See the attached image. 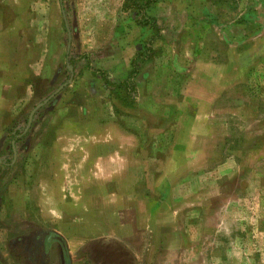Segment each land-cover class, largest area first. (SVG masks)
<instances>
[{
    "label": "rangeland",
    "instance_id": "rangeland-1",
    "mask_svg": "<svg viewBox=\"0 0 264 264\" xmlns=\"http://www.w3.org/2000/svg\"><path fill=\"white\" fill-rule=\"evenodd\" d=\"M0 1V264H264V0Z\"/></svg>",
    "mask_w": 264,
    "mask_h": 264
},
{
    "label": "crops",
    "instance_id": "crops-1",
    "mask_svg": "<svg viewBox=\"0 0 264 264\" xmlns=\"http://www.w3.org/2000/svg\"><path fill=\"white\" fill-rule=\"evenodd\" d=\"M3 21L4 16L0 10V120L5 116L6 112H11L14 109L15 101L17 102L19 98H21L19 100H24L25 95L30 93L27 89L26 80L31 76L34 78L40 77L37 72L32 71L30 73L26 66H23L24 69L22 68L20 65L21 56L16 63L14 62V24L6 26ZM16 33L19 37L24 32L17 30ZM0 127L4 130V123ZM11 148L15 155L14 140L11 142Z\"/></svg>",
    "mask_w": 264,
    "mask_h": 264
},
{
    "label": "trees",
    "instance_id": "trees-1",
    "mask_svg": "<svg viewBox=\"0 0 264 264\" xmlns=\"http://www.w3.org/2000/svg\"><path fill=\"white\" fill-rule=\"evenodd\" d=\"M147 4H149L150 0H146ZM137 2H139V0H126L123 6V9L125 11L131 9L132 7H134L135 4H137ZM146 24H144L145 26Z\"/></svg>",
    "mask_w": 264,
    "mask_h": 264
},
{
    "label": "water",
    "instance_id": "water-1",
    "mask_svg": "<svg viewBox=\"0 0 264 264\" xmlns=\"http://www.w3.org/2000/svg\"><path fill=\"white\" fill-rule=\"evenodd\" d=\"M42 104H40L39 106H37L32 112H31V114L29 115V117H28V122H27V128L30 126V123H31V121H32V117H33V114H34V112H35V110L38 108V107H40ZM59 241H60V239L59 238H57Z\"/></svg>",
    "mask_w": 264,
    "mask_h": 264
}]
</instances>
